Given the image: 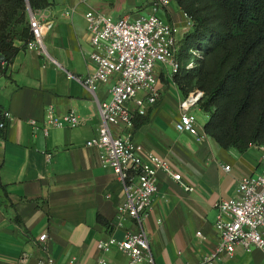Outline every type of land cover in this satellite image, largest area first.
Segmentation results:
<instances>
[{"label":"crops","instance_id":"0c3cea01","mask_svg":"<svg viewBox=\"0 0 264 264\" xmlns=\"http://www.w3.org/2000/svg\"><path fill=\"white\" fill-rule=\"evenodd\" d=\"M49 1L48 8L34 12L52 20L43 49L28 46L4 71L0 69V110L11 115L5 137L0 138V264H38L48 257L60 264H97L101 259L127 264L128 253L99 245L112 238L123 240L141 228L148 235L155 264L202 262L220 244L216 203L234 197L243 177L261 172L262 147L252 145L240 152L223 148L208 134L199 139L179 131L176 123L187 95L175 83L171 66L159 63L156 103L146 115L135 116L132 128L113 130L142 145L143 157L152 153L164 159L181 180L158 172V191L142 226L130 215L119 214V206L127 200L125 185L104 164L102 150L87 144L98 136L100 103L110 100L117 76L98 83L95 91L83 84L82 78L95 73L86 14L97 11L113 21L134 20L152 14L154 0ZM158 15L177 28L180 45L193 30L175 0ZM145 95L146 91L138 93ZM130 106L135 108L134 103ZM49 109L60 117L75 112L79 122L52 126L45 133ZM189 112L205 132L208 114L198 105ZM44 233L48 237L40 241ZM263 262L264 249L247 250L237 243L215 260V264Z\"/></svg>","mask_w":264,"mask_h":264},{"label":"built area","instance_id":"2783aa9c","mask_svg":"<svg viewBox=\"0 0 264 264\" xmlns=\"http://www.w3.org/2000/svg\"><path fill=\"white\" fill-rule=\"evenodd\" d=\"M170 2L171 0H154L153 13L134 20L121 17L113 21L97 11L86 14L91 42L95 48L89 54L95 65V73L82 78V82L89 90L95 91L98 83L108 81L113 74L117 76L111 88L110 100L100 103L102 121L98 136L87 144L102 150L104 164L112 167L125 185L127 200L119 206V214L130 215L141 226L158 191V172L170 173L176 180H181V175L173 174L168 163L155 154L143 157L142 145L132 142L126 135L115 133L113 128H132L135 116L146 115L149 106L156 103L159 89L155 70L159 63L171 66L173 73L179 71L178 30L171 22L158 15V11L167 7ZM30 25L34 39L29 47L43 49V36L51 28L52 20L44 15L38 18L34 12H30ZM6 66L5 61H0V69ZM190 67L192 65H188ZM141 91H146L144 97H138ZM202 95L201 91L196 90L184 98L181 103L183 112L176 123L179 131L189 132L199 139L204 138L207 133L200 131L195 115L189 110L198 104ZM130 103L135 104L134 109ZM10 117L9 111L1 110L0 128L7 126ZM78 122L79 116L75 112L60 117L49 109L43 130L48 133L49 127L65 124L75 126ZM31 124L35 125L36 121H31ZM261 147V172L243 177L234 197L216 203L219 210L216 222L220 236L219 248L198 264H215L218 254L229 250L236 243L247 250L264 249V146ZM186 189L193 190L190 186H186ZM47 237L44 233L39 240L45 241ZM110 246H116L129 254L127 264H155L149 238L143 228L138 232L128 233L123 240L112 238L106 244L99 245L105 250ZM38 264L60 263L48 257ZM68 264L81 263L72 261ZM97 264L108 263L101 259Z\"/></svg>","mask_w":264,"mask_h":264},{"label":"trees","instance_id":"16d2710c","mask_svg":"<svg viewBox=\"0 0 264 264\" xmlns=\"http://www.w3.org/2000/svg\"><path fill=\"white\" fill-rule=\"evenodd\" d=\"M175 1L193 30L180 45L173 79L185 95L203 93L197 105L209 116L205 132L225 149L264 146V0ZM2 6L0 61L8 66L34 39L30 10L46 9L50 1L0 0ZM190 61L195 64L188 68Z\"/></svg>","mask_w":264,"mask_h":264},{"label":"rangeland","instance_id":"374dc122","mask_svg":"<svg viewBox=\"0 0 264 264\" xmlns=\"http://www.w3.org/2000/svg\"><path fill=\"white\" fill-rule=\"evenodd\" d=\"M7 22V9L5 7H0V28L4 27ZM1 60V57H0ZM174 76V73H173Z\"/></svg>","mask_w":264,"mask_h":264},{"label":"water","instance_id":"95a60500","mask_svg":"<svg viewBox=\"0 0 264 264\" xmlns=\"http://www.w3.org/2000/svg\"><path fill=\"white\" fill-rule=\"evenodd\" d=\"M30 12H33L32 10H30Z\"/></svg>","mask_w":264,"mask_h":264}]
</instances>
